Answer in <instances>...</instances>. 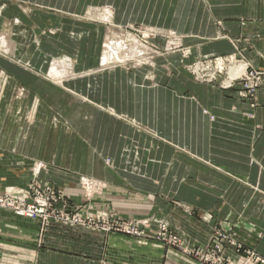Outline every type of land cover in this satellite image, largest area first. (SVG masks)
<instances>
[{"label": "crops", "instance_id": "1", "mask_svg": "<svg viewBox=\"0 0 264 264\" xmlns=\"http://www.w3.org/2000/svg\"><path fill=\"white\" fill-rule=\"evenodd\" d=\"M173 2L147 16L160 13L159 25L180 35L190 53L182 61L177 54L159 60L153 86L140 72L115 69L56 87L7 66L28 93L15 100L10 86H0V185L23 187L41 162L35 179L72 204L85 202L80 181L86 177L100 186L89 200L94 210L111 211L122 221L148 219V236L155 237L164 222L185 243L202 245L220 224L264 258V84L253 98H241L238 85L223 90L197 83L181 66L197 57L237 54L263 70L264 0ZM27 15L0 6V36H10L14 51L25 47L20 54L34 70L44 72L54 47L64 50L82 39L83 30H63L58 13ZM31 21L40 36L31 44L22 27L25 43L11 41L14 23ZM45 26L60 33L50 38ZM78 54L87 60L91 50ZM50 74L63 78L55 69ZM26 112L32 120L25 122ZM0 264L199 263L152 239L54 224L40 232L37 222L0 210Z\"/></svg>", "mask_w": 264, "mask_h": 264}, {"label": "rangeland", "instance_id": "2", "mask_svg": "<svg viewBox=\"0 0 264 264\" xmlns=\"http://www.w3.org/2000/svg\"><path fill=\"white\" fill-rule=\"evenodd\" d=\"M73 2H75L76 7ZM164 2L165 0H144L143 4L140 2L137 7L136 3L138 4V0H0V6H16L20 11L27 13V16H31L33 10L44 11L50 15L58 13L62 16L61 24L64 26L63 30H67L69 27H75L76 30L74 32L72 31L74 34L83 30L80 32L82 39H79L80 41H78L79 43H77V45L74 46L72 43L69 45L70 48L65 45L64 50L62 47H54L57 52L55 51L56 53H51L50 56H46L47 59L45 61L46 65H44V72L31 68V64L26 56L20 54L23 53L25 47H18L19 50L18 53H16L18 48L14 51V47L12 46L9 48L8 46H3V36H0L1 88L10 86L13 93L12 97L15 100L26 98L28 93V85L25 81L22 82L15 78V80L13 78L11 79L9 73H12V71L7 67L8 65L36 74L37 77L42 79L45 83L56 87L59 85L63 86L62 84H66L76 78L79 79L83 75L90 76V72L100 74L101 72L113 71L115 69H120L131 74L140 72L149 84L152 86L155 85V69L159 64V60H165L167 57L177 54L182 61L187 58L190 53L188 47L181 45L180 35L174 36V32L172 33L168 27L164 26L166 24L163 23V20H161V23L163 24L159 25L160 20L158 19L160 13L154 17L155 19H150V17L147 16L152 15L154 7H156V11L159 10V8L161 11L163 7L166 9L169 8V2H173V0H167V3ZM70 6L76 8V13H68ZM57 8H64L65 11L59 12L58 10L60 9ZM139 8L140 15L138 16L137 10ZM124 12H126V14H124ZM14 18V16L9 17L11 21H15ZM14 25L17 26V28L14 29L15 26L13 28L14 39L11 41H14L17 44L25 41L19 39V32L22 27L29 34V43L32 44L36 37L38 35L40 36L41 31L38 30V25L33 21L25 24L15 22ZM42 30L43 33L48 34L50 38H56V34L60 33V30L53 26H45ZM76 38L75 35H72V39ZM89 44L91 45L88 46ZM113 44H115V47L117 48L116 50L114 47L116 51L120 49L118 53L121 55L122 62L119 63V61L117 62V60L114 59V61L110 60L105 64L102 63L101 58L109 53V45ZM88 47L91 50V55L87 60H82L78 57V59L75 58L76 53L81 55L83 51L86 52L87 49H89ZM231 55L233 54L225 56L197 57L192 62L181 66L194 82L206 85L216 84V86L223 90H230L234 86L231 88L224 87V75L218 76L217 83L215 81L212 83L201 82L200 78H202L204 72H202L203 65H200L199 63L204 59L214 60L217 57L227 58ZM242 58L241 65H244V61L246 60L244 56ZM239 59L238 56L237 60ZM63 60H68L69 62H66L65 64ZM68 63L71 66H67ZM78 63L79 66H81L80 69L77 67ZM234 65V61H231V64L225 63L224 71H231ZM250 65L253 66L252 64ZM51 69H55V71L60 73L63 78L59 79L57 77L56 79V77H52V74H50ZM163 69L166 71L167 75H170L169 63H165ZM210 69L214 68L212 67ZM259 71H264V69ZM216 74L219 75L221 72L217 71ZM235 85H238L240 88V83H235ZM240 91L242 92L241 88L238 90L239 96ZM22 117V120L25 122L32 120L30 112L22 114ZM37 164H40L42 168L43 165H45H42L41 162H37ZM37 164L30 169L33 178L23 187H3L0 185V210H5L23 217L17 210L15 211L10 207L13 204L19 203L22 199L21 194L23 192L27 193V190L29 191L30 188L35 186V190L40 193L43 192L47 186L53 191L57 190L54 186L48 183L38 182L35 179L39 173L36 172L35 168ZM81 179L80 185L83 187L82 190L84 192L85 202L83 204H72V202L67 200L61 192H56L53 196L55 197L56 203H53L52 208H48L47 210V215L51 217V225L54 224L70 227L72 225L67 223L69 219V221H77L78 224H81L80 227L98 232L108 234L125 233L124 235L134 238H153V236H148L145 233V230L149 227L148 219L122 221L111 211L106 212L103 210H94L93 206L89 204V200L91 199L90 197L98 191L100 186L98 184L91 185L92 183L89 178L83 177ZM83 179L85 182H83ZM40 186H45V188L40 190ZM13 190L20 194H13ZM35 196V192L32 191L28 196L30 199L26 202V205L30 204L34 199H37ZM53 213L55 214L52 217ZM30 220L37 222L40 232H43L46 227L50 225L47 223V226H43L44 221L39 219ZM241 225L242 227L245 226L244 224ZM161 226H164L162 229H164L165 232H160ZM158 229L159 230L154 234L155 237L152 240L160 242L166 247L177 250L180 254L199 264H264V258L258 255L253 248L243 245L241 241H236L234 238L236 235H233L232 231H225L220 224L214 225L209 240L206 244L202 245L185 243L181 237L170 231L168 225L164 222L158 223ZM161 233H167V236H172L171 239L175 240L174 242L176 243L174 244L173 241H170L166 236H163L161 241H158L156 236ZM217 234H224L223 241H218L216 238ZM232 244H236V246ZM228 251L234 252V255H229Z\"/></svg>", "mask_w": 264, "mask_h": 264}, {"label": "built area", "instance_id": "3", "mask_svg": "<svg viewBox=\"0 0 264 264\" xmlns=\"http://www.w3.org/2000/svg\"><path fill=\"white\" fill-rule=\"evenodd\" d=\"M237 57H238L237 54H233L231 56H228L227 58L217 57L214 60L204 59L202 62L199 63L200 65H203L202 72H204L202 78H200V81L206 82V83H212L214 81L215 82L218 81V76L224 75V79L227 80V82H229L227 83L228 86H225L226 84L224 85V82H225L224 80L223 82L224 87L231 88L232 86L235 85V83H240V88L242 90V92L240 91V96L242 98H253L256 95L260 86L264 84V71H259L255 69L253 66L250 65V63L244 60H243L244 65H241L242 57L239 56L240 58L239 60H237ZM231 61L235 62V65L233 66L234 74L232 76H230L229 70H227V72L224 71L225 63L231 64ZM212 67L214 69H210ZM217 71L221 72V74L217 75L216 74ZM35 188L36 186L33 188H30L29 191L27 190V193L26 192L22 193L21 191L22 199L19 201L18 204H13L10 207L14 209L15 211L17 210L18 213L21 214L23 217L30 218V219H39L41 221H44L43 226H47V223L49 224L52 223L50 222L51 217L47 215V210L48 208H52L53 203H56L55 197L53 196L58 191L54 190L55 191L54 192L49 186H47L46 188L45 186H40V190L45 188V190L40 193L36 191ZM32 191L35 192V195H36L35 197H37V199H34L33 201H31L30 204L26 205V202L30 199L28 198V196L32 193ZM54 214L55 213H53L52 217L54 216ZM67 223H69V225H72V226H81V224H78L77 221H69V219ZM163 227L164 226H161L160 232H165V230L162 229ZM167 235H168L167 233H161L158 236H156V239L158 241H161V238L163 236H166L170 239V241H173V243L175 244L176 243L174 242L175 240L171 239L172 236H167ZM223 235L224 234L216 235V238L218 239V241H223L224 239ZM232 245L236 246V244H232Z\"/></svg>", "mask_w": 264, "mask_h": 264}, {"label": "bare ground", "instance_id": "4", "mask_svg": "<svg viewBox=\"0 0 264 264\" xmlns=\"http://www.w3.org/2000/svg\"><path fill=\"white\" fill-rule=\"evenodd\" d=\"M3 39H2V42H3V46H8V48L10 47L9 46V41H8V36H6V35H4L3 37H2ZM4 40H7V41H4ZM114 45V46H113ZM113 45H109V53H107V54H105L102 58H101V62L102 63H106V62H108V61H110V60H113L114 61V59H116L117 60V62L119 61V63L120 62H122L121 60H122V58H121V55L118 53V51L120 50H118V51H116L117 50V48L115 47V44H113ZM114 47L116 48V50L114 49ZM1 52V51H0ZM111 54V55H110ZM120 55V56H119ZM112 56H114V57H112ZM237 68V67H236ZM234 74V68L230 71V76H232ZM227 83H229V82H227V81H225L224 82V85L226 84L227 85ZM36 168V172H39V171H41V169H42V166L40 165V164H37V166L35 167ZM83 182H85L84 181V179H83ZM91 185H93V184H91ZM87 187V186H86ZM92 188V187H91ZM12 193L13 194H20V193H18V192H16V191H12Z\"/></svg>", "mask_w": 264, "mask_h": 264}]
</instances>
